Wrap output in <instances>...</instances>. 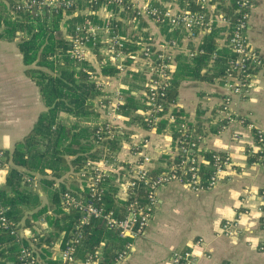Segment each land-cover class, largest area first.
<instances>
[{"label":"built area","instance_id":"obj_1","mask_svg":"<svg viewBox=\"0 0 264 264\" xmlns=\"http://www.w3.org/2000/svg\"><path fill=\"white\" fill-rule=\"evenodd\" d=\"M80 1L90 6L99 3L102 5L97 10L82 11L79 0H16L15 6L22 11L35 9L39 13L45 8L58 10L60 7H75V17L79 13L86 14L85 21L66 36L70 45V57L100 69L109 64L119 73L127 70L129 61L136 65L138 72L146 79L144 107L138 115L143 116L148 135L131 137L130 140L124 137L125 127L121 123L124 94L111 86L110 79L98 78V87L106 91V96L98 102L103 121L97 124L94 135V144L100 152L96 160L87 159L84 168L76 175V179L82 183L79 191L73 193L67 190L60 194L65 211L75 210L82 215L78 232L60 251L61 264H79L76 251L81 238L80 228L92 220L103 221L109 230L118 232L120 236L140 237L145 234L156 210L157 190L161 186L176 182L195 192L211 190L222 181L225 172L232 165L233 159L228 153L204 154L201 148L203 135L197 133L196 124L187 120L179 122L177 138H173V149L168 154H163L169 156L170 161L163 162L158 174H154L155 160L148 153L152 145L151 133L159 130L163 120L167 121L169 128L178 118L176 101L169 100V93L174 87L178 55L185 53L188 58H195L206 53L201 46L187 48L188 42L198 35L205 36L219 31L220 39L217 42L226 40L233 54L227 60L226 72L222 78L227 95L217 110L219 131L234 124L245 126L253 132L256 140L251 153L256 156L257 162L264 160V130L238 116L231 108L232 97H246L254 88V79L264 72V56L251 48L247 39L254 0ZM223 7H229L232 13L227 14ZM92 16L98 17L101 22H96ZM140 18L155 25H167L169 32L179 30L181 38L154 43L130 40L118 32L121 25H125L129 31L135 30V24ZM127 43L135 44L136 48L126 50ZM93 48L104 58L98 60ZM217 58L218 54L213 52L210 63H215ZM234 137L240 138L238 133ZM113 142L119 145L116 152L110 146ZM5 163L4 151H0V173L7 168ZM205 170L208 171L207 175ZM109 179H112V185L117 188L111 194L116 198V209L107 208L106 194L111 190L103 184ZM27 182L34 187L38 185L37 177H29ZM54 188H57L56 183ZM246 192L250 194L249 191ZM259 195L261 201L257 211L264 230V191ZM6 212L7 209L0 204V232H10V235L22 242L21 230L14 229ZM241 218L240 213L234 220L223 221L224 234L230 235L237 230ZM36 241L33 238L27 246L21 243L20 264H37ZM196 242L199 245L202 240ZM125 255L126 251L119 253L115 264H119ZM201 260V255L189 249L175 251L171 255L172 264H201ZM102 261V253L97 250L83 264H100Z\"/></svg>","mask_w":264,"mask_h":264},{"label":"trees","instance_id":"obj_2","mask_svg":"<svg viewBox=\"0 0 264 264\" xmlns=\"http://www.w3.org/2000/svg\"><path fill=\"white\" fill-rule=\"evenodd\" d=\"M16 1V0H15ZM14 0H0V41L17 42L23 63L28 67L26 74L39 89L45 111H43L31 131L15 144L12 151H4L7 174L5 184L0 187V204L7 209L6 215L14 229H31L30 237L22 234L23 241L10 235V232H0V264H20L19 252L21 243L28 245L36 238V257L44 245L61 242V249L78 232L82 215L75 210L67 212L62 207L61 193L79 191L80 181L76 175L84 168L87 159H97L100 150L94 144L97 124L102 122L98 108L100 99L106 96V91L97 85L99 74L88 62H79L70 57V45L66 36L72 34L75 27L85 21L86 14L74 16L75 7H60L58 10L44 9L19 10ZM80 9L97 10L102 4L90 6L79 0ZM116 9V8H115ZM227 14L232 11L229 7L222 8ZM90 17V16H89ZM96 22H101L92 16ZM135 30H128L125 25L118 32L134 41L153 42L148 32L143 28L148 22L142 18L137 20ZM162 30L165 40L180 39V31L169 32L167 25H157ZM138 34V35H137ZM213 31L202 38L201 47L206 50L204 55L195 58L179 57V63L174 76V87L169 93V100L176 101L178 87L186 79L211 82L214 76L223 78L227 68V60L232 57L230 49L221 48L216 42L220 39ZM135 44L127 43L126 50H134ZM94 49L98 60L104 58ZM213 52L218 54L215 61V72H202L211 61ZM130 63V61H129ZM101 74L116 78L119 71L111 65L101 67ZM127 99L123 112L130 116L138 108L131 92H123ZM125 108V109H124ZM177 121L170 124L173 138H177L179 122L187 120L192 123L179 108L176 109ZM199 117L196 128L202 134L203 121ZM143 122V116L131 118V123ZM163 120L159 130L167 127ZM220 127L213 129L219 131ZM124 137L130 140L133 129H123ZM108 144V143H107ZM113 151L119 150L115 142L110 144ZM162 162H169V156H164ZM210 169V168H208ZM207 169V170H208ZM204 173L207 175L208 171ZM160 169L154 170L158 174ZM29 177H37L41 188L47 191L49 201L43 205L40 192L27 182ZM57 188H54V184ZM103 186L109 190L106 194L107 208L116 209V198L111 195L117 188L112 185V179ZM80 191H82L80 189ZM84 192V191H82ZM45 222L49 232L39 234L34 231L38 222ZM81 238L76 251V259L83 264L86 258L97 250L102 253L100 264H115L119 253L126 250L131 238L120 236L118 232L109 230L100 220H92L80 228ZM38 264V262H37ZM51 264H61L59 261Z\"/></svg>","mask_w":264,"mask_h":264},{"label":"crops","instance_id":"obj_3","mask_svg":"<svg viewBox=\"0 0 264 264\" xmlns=\"http://www.w3.org/2000/svg\"><path fill=\"white\" fill-rule=\"evenodd\" d=\"M143 30L148 32L154 43L165 40L162 30L155 24L148 22ZM215 33L220 36L219 31ZM203 37L198 35L190 40L187 48L201 46ZM247 39L250 47L264 56V0L253 2ZM218 44L221 48L229 49L226 40ZM181 54L176 59L175 72L180 55L189 59L185 53ZM215 63H208L202 72L216 73ZM93 67L99 78L110 79L111 86L122 93L130 91L139 104L130 116L123 109L121 111L122 125L133 129L131 137L148 135L142 122L131 123V118L137 117L144 107L146 79L138 72L137 66L129 63L127 70L116 78L104 76L100 68ZM27 69L17 42L0 41V151H12L45 111L39 89L26 74ZM226 95L224 82L217 76L211 82L186 79L180 83L176 104L192 123L197 124L199 117L203 121V153H228L232 156V165L222 181L211 190L195 192L176 182L161 186L157 190L158 204L145 234L137 238L129 237L131 240L126 247V255L119 264H172L171 255L174 251L194 248V242L199 238L206 240L205 249L211 255L210 261L202 259L201 264H264V251L258 249V246H264V233L260 231L257 213L259 193L264 191V160L257 162L256 156L251 153L256 140L253 132L245 126L234 124L214 133L213 129L220 127L217 110ZM231 108L238 116L264 130V72L254 79V88L246 97H232ZM235 133L239 134V139H235ZM151 141V154L158 169L163 166L161 160L164 155L173 149L172 130L166 127L162 131L152 132ZM6 174L7 168L0 173L1 186L5 184ZM35 189L40 192L43 205H46L48 193L41 188L39 180ZM245 191L251 195L247 196ZM245 206L251 212L242 221V228L251 230V233L246 231L233 238L218 236L221 223L233 218ZM33 230L46 234L49 227L43 221L38 222ZM21 232L27 237L32 235L31 229L24 225ZM37 250L38 264H51L52 261H59L61 242L51 243L50 247L44 245Z\"/></svg>","mask_w":264,"mask_h":264},{"label":"rangeland","instance_id":"obj_4","mask_svg":"<svg viewBox=\"0 0 264 264\" xmlns=\"http://www.w3.org/2000/svg\"><path fill=\"white\" fill-rule=\"evenodd\" d=\"M250 21V20H249ZM151 143H152V141H151ZM151 147H152V145L149 147V150H148V153L150 154V155H152L151 154ZM35 188V187H34ZM245 193H246V195L248 196H250V194H248L246 191H245ZM249 197H245V199H248ZM243 201V200H242ZM261 201V200H260ZM260 204V203H259ZM258 207H259V205H258ZM258 207H257V210H258ZM245 211H247L248 213H245ZM250 212H251V210L248 208V207H243L241 210H239L236 214H235V216L237 215V214H242V218L239 220V223H238V227H237V230H235L232 234H230V235H226V234H224V232H223V224L221 223V231H220V233L218 234V236H223V237H226V238H233V237H236V236H241L243 233H245L247 230H244L243 228H242V221L244 220V218L246 217V216H248L249 214H250ZM257 213H258V211H257ZM235 216L233 217V218H231V219H228V220H234L235 219ZM259 228H260V231L262 232V233H264V230L262 229V224L260 223V221H259ZM248 232V234H250L251 233V230H248L247 231ZM199 241V240H202V242L198 245L197 244V242L196 241ZM195 242H194V248H192V249H189V250H192L195 254H199V255H201L202 256V259H206V260H208V261H210L211 260V255L208 253V251L205 249V246H206V240L204 239V238H199V239H197ZM261 247L263 248V249H261ZM196 249V250H195ZM258 249L260 250V251H264V246L263 245H260V246H258ZM180 250H184V249H179V250H176V251H180ZM175 252V251H174ZM173 252V253H174ZM172 253V254H173ZM224 264V263H223Z\"/></svg>","mask_w":264,"mask_h":264}]
</instances>
